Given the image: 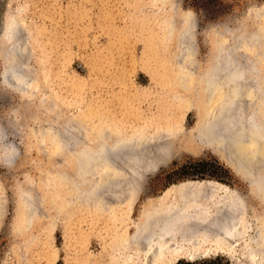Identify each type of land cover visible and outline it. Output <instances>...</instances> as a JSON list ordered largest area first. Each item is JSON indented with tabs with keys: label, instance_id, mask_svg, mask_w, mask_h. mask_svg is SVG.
Listing matches in <instances>:
<instances>
[{
	"label": "rangeland",
	"instance_id": "obj_1",
	"mask_svg": "<svg viewBox=\"0 0 264 264\" xmlns=\"http://www.w3.org/2000/svg\"><path fill=\"white\" fill-rule=\"evenodd\" d=\"M159 1L0 0V264H145L115 249L152 203L187 184L236 191L248 220L263 213L254 186L195 137L209 107L194 78L212 73L219 46L234 47V39L260 49L249 67L250 75L258 71L262 106L249 109L261 114L264 134V14L257 13L264 0ZM185 19L193 36L187 59L177 47ZM233 49L239 60L250 58ZM7 65L24 72L21 87L3 78ZM161 130L176 134L138 162L136 155V165L133 154L118 155L113 168L99 159L103 134ZM212 246L173 250L164 264L258 263L243 241L227 251Z\"/></svg>",
	"mask_w": 264,
	"mask_h": 264
},
{
	"label": "bare ground",
	"instance_id": "obj_2",
	"mask_svg": "<svg viewBox=\"0 0 264 264\" xmlns=\"http://www.w3.org/2000/svg\"><path fill=\"white\" fill-rule=\"evenodd\" d=\"M159 2L162 7L167 5V0H160ZM257 13H259V17L262 16L264 14V7L263 10H258ZM186 25L185 19V22L181 25L182 29L179 30L177 41L179 51L181 50L183 53H188V55L185 54L182 56L183 59L193 56L191 51L190 31L185 29ZM168 27H170V25ZM13 34L14 30H11L7 34V40L9 39L8 37H10V40L13 41L15 37ZM236 40L237 39H234L235 44L233 41L234 47H239L240 49L238 50H242V53L243 51H246L247 54L250 52V58L247 56L246 59V56L243 54L245 58L240 55L243 58L241 61L236 56L229 54L230 50L234 51L232 44L231 46L224 47L222 45V47L219 46V48L217 46L218 50L214 56V72L194 78L196 79V89L198 92L205 94V100L208 98V100H206V107H209L206 117H202L197 126L195 137L202 140V143L205 142L212 146V150L219 155L221 159L227 156L230 162L227 167L232 173L234 172L238 178L240 174L239 171H236V166L237 164L240 165L245 173L242 180L246 183H251L249 171L252 169L251 166L253 162L255 163L264 157V147L263 137L261 135L260 113L251 112L249 109L251 107L253 111L256 110L257 112L261 105L260 96L257 94L258 89H260V78L258 76V71L250 75L249 61L255 62V58H252L253 56L256 57V62H259L261 51L257 49L255 53H258L254 54V52H252L254 50H250L252 47L246 50L245 46H243L247 44L244 38ZM12 45L13 46L10 47L11 49H9L11 52L18 49L17 43H12ZM6 58L7 56L5 59ZM7 61L8 65L13 63L11 59L7 58ZM8 65L7 68H9V70H5L3 78L6 80L7 76L15 77L16 79H14L17 81L15 83L18 87H21V83L25 81H23V78H25L24 72L20 70L19 67L12 68ZM17 79L22 80L18 82L19 80ZM175 134L176 131L167 133L166 130H161L154 134L150 132L138 134L117 133L110 136L103 134L99 138L101 141L100 143L103 144L102 149L99 151V159L104 160L103 163L110 168L118 165L115 159L118 155L130 156L133 154L134 159L132 160L134 162L137 155L136 162H138L137 160L140 159L143 153L148 154L151 149L153 150L155 148L154 146L157 141L161 140L162 142L165 139H169V136L171 138V136ZM60 137L62 138V136ZM0 142H2V137H0ZM60 142L63 143L62 140H60ZM68 144L70 143H67V145ZM4 145L5 150L10 148L8 144ZM85 151L84 149L83 152L85 153ZM130 163H132L131 165L134 164L132 161ZM119 167L120 166H118V168ZM121 168L123 167L121 166ZM126 168L128 169V167ZM124 169L121 170L123 171ZM124 171L126 172L127 170ZM131 173H133V171ZM131 179L133 180V178ZM108 184L110 185V183ZM112 185H114V183ZM104 187L105 184L102 187V191ZM107 188L108 187L105 189ZM132 190L134 191V188L128 189L130 192ZM256 191L258 196H256V199L262 203L263 213L253 215L251 217L252 220H248L249 212L247 211L246 205L234 190L225 188L218 191L216 186L210 184H187L171 188L167 191L164 198L152 203L150 208L142 214V222L140 225L133 226V233L130 231L125 232L124 242L120 244L118 249H115V252H135V256L132 260L128 257L130 263L133 262V260L141 259L145 264H155L154 262H156V264H164L165 256L168 253L173 250L182 249L183 247L190 246L196 253L199 250L210 252V250H214H205V247H211L213 243H215V247L218 249L225 245L222 249L227 251L230 243L243 241L246 245L244 248L246 254L252 255L254 253L256 256L254 261H256V263L258 262L257 264H264V185ZM220 192L225 193V196L221 197L216 195ZM216 239L228 241V244L226 242L224 244H219ZM223 250L222 252H224ZM157 253L159 254L157 255Z\"/></svg>",
	"mask_w": 264,
	"mask_h": 264
},
{
	"label": "water",
	"instance_id": "obj_3",
	"mask_svg": "<svg viewBox=\"0 0 264 264\" xmlns=\"http://www.w3.org/2000/svg\"><path fill=\"white\" fill-rule=\"evenodd\" d=\"M13 36H15V30H14V34H13ZM214 72V71H213ZM212 72V73H213ZM211 73V74H212ZM22 77V76H21ZM60 133V132H59ZM67 133L69 134V132L67 131ZM261 135L264 137V134H263V132L261 131ZM223 159H224V161H225V163L228 165V164H230V162H229V160H228V158H227V156H226V158L225 157H223ZM253 160V159H252ZM237 168H236V171L238 172L239 171V174H240V178H242L244 175H245V173L243 172V168L240 166V165H238L237 164V166H236ZM252 167V169H250V171H249V176H250V178H251V183H248V184H250V185H252V186H254V188H255V191L256 190H259L263 185H264V157H262L261 159H259L257 162H253V165L251 166ZM106 187V186H105ZM104 187V188H105ZM257 192V191H256ZM24 201H27V202H25L26 204H27V206H29L28 205V201L30 202V203H32L30 200H29V197L28 196H26L25 197V200ZM30 207V206H29ZM33 207V203L31 204V207L30 208H32Z\"/></svg>",
	"mask_w": 264,
	"mask_h": 264
},
{
	"label": "trees",
	"instance_id": "obj_4",
	"mask_svg": "<svg viewBox=\"0 0 264 264\" xmlns=\"http://www.w3.org/2000/svg\"><path fill=\"white\" fill-rule=\"evenodd\" d=\"M209 167H211V168H212L213 166H212V165H208V168H209Z\"/></svg>",
	"mask_w": 264,
	"mask_h": 264
}]
</instances>
